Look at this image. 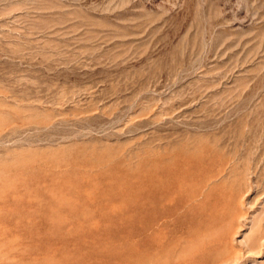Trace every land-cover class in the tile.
Here are the masks:
<instances>
[{
	"label": "rangeland",
	"instance_id": "rangeland-1",
	"mask_svg": "<svg viewBox=\"0 0 264 264\" xmlns=\"http://www.w3.org/2000/svg\"><path fill=\"white\" fill-rule=\"evenodd\" d=\"M241 214L264 0H0V264H208Z\"/></svg>",
	"mask_w": 264,
	"mask_h": 264
},
{
	"label": "bare ground",
	"instance_id": "bare-ground-1",
	"mask_svg": "<svg viewBox=\"0 0 264 264\" xmlns=\"http://www.w3.org/2000/svg\"><path fill=\"white\" fill-rule=\"evenodd\" d=\"M239 218L240 219L236 229L229 237L230 243L224 244L222 250L216 255L215 258L208 262V264H241V258H243L244 255L250 256L254 261H256L257 258H260L264 254V236L261 235L262 230H260V226L255 223L256 221L254 219L249 222L250 225L247 228L248 231L243 235V238L238 242V244L235 242L237 234L244 230L241 223L242 220L245 219L244 215L241 214ZM150 229H152V227ZM236 246H239L240 248ZM199 262L202 263L200 260Z\"/></svg>",
	"mask_w": 264,
	"mask_h": 264
}]
</instances>
